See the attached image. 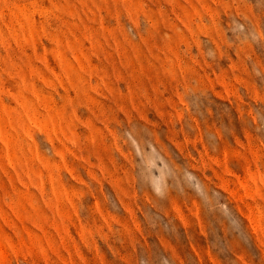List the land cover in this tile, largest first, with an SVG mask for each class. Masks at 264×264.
<instances>
[{"label": "rangeland", "instance_id": "1", "mask_svg": "<svg viewBox=\"0 0 264 264\" xmlns=\"http://www.w3.org/2000/svg\"><path fill=\"white\" fill-rule=\"evenodd\" d=\"M0 264H264V0H0Z\"/></svg>", "mask_w": 264, "mask_h": 264}]
</instances>
